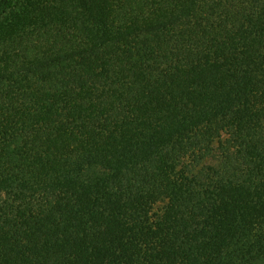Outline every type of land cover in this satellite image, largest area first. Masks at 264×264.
I'll list each match as a JSON object with an SVG mask.
<instances>
[{"label": "trees", "instance_id": "trees-1", "mask_svg": "<svg viewBox=\"0 0 264 264\" xmlns=\"http://www.w3.org/2000/svg\"><path fill=\"white\" fill-rule=\"evenodd\" d=\"M0 8V264H264V0Z\"/></svg>", "mask_w": 264, "mask_h": 264}, {"label": "rangeland", "instance_id": "rangeland-1", "mask_svg": "<svg viewBox=\"0 0 264 264\" xmlns=\"http://www.w3.org/2000/svg\"><path fill=\"white\" fill-rule=\"evenodd\" d=\"M18 1L20 2L21 0H0V5L2 6L5 3H10L11 6H13ZM4 12H5V10L4 9L1 10V8H0V17L3 15ZM215 146H217V143H215ZM203 164H212V165H214V164H216V159L215 158L206 159ZM158 207H161V204Z\"/></svg>", "mask_w": 264, "mask_h": 264}]
</instances>
